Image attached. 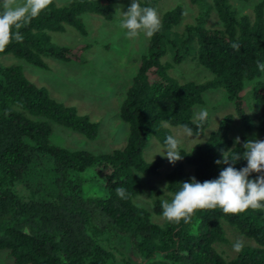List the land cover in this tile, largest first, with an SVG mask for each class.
Returning <instances> with one entry per match:
<instances>
[{
	"label": "trees",
	"instance_id": "obj_1",
	"mask_svg": "<svg viewBox=\"0 0 264 264\" xmlns=\"http://www.w3.org/2000/svg\"><path fill=\"white\" fill-rule=\"evenodd\" d=\"M118 1L69 0L61 6L52 2L21 27L23 41L13 40L0 54L10 53L41 68L45 53L61 61L77 59L82 46H53L45 31L70 26L84 35L81 13L109 19ZM158 1L139 3L157 10ZM190 2L197 3L199 11L181 33L172 29L182 16L179 5L159 16L161 30L148 38L146 53L118 108L119 119L128 127L125 144L110 152L92 154L52 144L46 120L90 139L97 133V124L52 99L43 87L27 80L19 66H0V250L13 264H264L262 210L237 215L219 208L198 210L188 223L164 218L158 225L135 202L141 191L139 175H155L161 164L159 158L142 159L147 138L154 135L166 147L170 133L162 122L187 125L195 135L201 134L208 120L198 129L199 121L190 117L192 107L203 103L207 89L221 88L242 129L252 128L258 133L253 140H264V71L257 67V62L264 64V0L252 5V17L235 15L230 0H211L210 5L205 0ZM210 8L220 28L202 26ZM165 45L171 57L163 62ZM187 57L205 68L210 78L195 82L172 76V64ZM255 78L259 79L251 85V97L261 112L251 125L240 92L245 80ZM232 116L225 114L202 144L180 148V165L164 174L168 192L175 194L193 177L201 183L217 179L228 166L216 163L222 161V152L243 153L248 136L239 135V143L228 137ZM182 163L192 167L190 176L183 172ZM233 166L239 170L247 161L240 159ZM87 170L96 181L92 185H85L81 174ZM256 176L252 173L249 178ZM117 188L125 189L124 198L117 195ZM161 205L155 195L151 211L162 214ZM222 222L252 243L232 257L220 255L213 245L224 241Z\"/></svg>",
	"mask_w": 264,
	"mask_h": 264
},
{
	"label": "rangeland",
	"instance_id": "obj_2",
	"mask_svg": "<svg viewBox=\"0 0 264 264\" xmlns=\"http://www.w3.org/2000/svg\"><path fill=\"white\" fill-rule=\"evenodd\" d=\"M69 0H53L57 6L64 5ZM209 5L211 0H205ZM257 0H230L235 15L246 14L252 17L251 8ZM23 3V0H18ZM131 0H119L113 6V12L109 19H104L98 14L84 12L80 18L85 34L81 35L74 28L66 26L63 31H45L49 43L53 46H66L79 49L77 59L61 61L45 53L41 55L44 68L25 62L10 53L0 54V66H19L23 75L31 83L43 87L48 95L64 105L72 107L76 113L85 116L88 120L97 124V133L93 138L65 128L51 120H46L50 127L49 141L52 144L69 148L81 149L92 154L106 153L113 149L121 148L126 141L127 124L118 117V108L124 97L125 90L131 82L140 57L146 53L148 37L141 33L136 38H128L125 31L120 28L122 13L126 12ZM3 0L0 1V7ZM179 5L182 16L179 22L172 27L173 31L181 33L186 23H194V18L199 11V5L190 0H159L157 13L160 16L163 11ZM264 18V12H263ZM202 26L208 28H220L221 23L217 19L212 8L209 9L207 18ZM169 39L174 40L169 32ZM194 41V37H192ZM165 52L161 61L165 62L171 57L169 45H165ZM169 73L180 81L193 80L200 82L210 78L209 72L195 63L192 58H185L178 63H173ZM259 78L245 80L240 92L242 106L249 115V122L254 124L260 115L261 106L251 97V85ZM203 103L192 107L191 120L197 119L201 109L209 112L208 123L203 132L189 138L179 126H170L162 122V126L181 141V147L189 150L196 144H202L211 131L217 127L219 120L225 114H232V121L228 130V137L234 141L239 135L246 134L249 140L255 139L258 133L251 128L244 131L234 113L233 104L226 99L221 88L207 89L202 93ZM163 147L158 139L151 135L141 149V157L145 161L155 158L161 160L158 173L155 175L141 174L139 181L141 191L135 197V202L150 212V220L161 225L164 217L151 211L152 201L155 195L163 201L171 202L175 194L166 190L164 174L172 170L180 161L169 163ZM184 173L190 176L192 167L186 163L181 164ZM85 178V185H92L96 181L92 178L91 171L81 173ZM99 185L100 183L97 182ZM264 216L262 210L261 216ZM224 241L217 242L213 246L223 257H232L236 254L233 245L242 240L243 244H251L248 238L240 235L234 228L222 222ZM0 264H13L5 251L0 250Z\"/></svg>",
	"mask_w": 264,
	"mask_h": 264
},
{
	"label": "clouds",
	"instance_id": "obj_3",
	"mask_svg": "<svg viewBox=\"0 0 264 264\" xmlns=\"http://www.w3.org/2000/svg\"><path fill=\"white\" fill-rule=\"evenodd\" d=\"M53 0H3V11L0 12V52L13 42L23 41L20 29L23 25L30 23L32 19L51 5ZM122 13L120 28L125 31L128 38H136L141 33L151 38L161 30L162 24L157 10L153 7H141L139 0H131L126 12ZM13 29L16 31L14 32ZM238 48V45H233ZM257 67L264 71V64L257 62ZM209 112L201 109L198 113L199 121L197 128H201L208 120ZM186 137H193V129L187 125L182 126ZM239 137L236 143H239ZM164 156L169 163H175L183 159L180 155L181 141L169 135L165 139ZM243 153H233L229 156L222 152V161L228 165L214 180L198 182L193 177L191 182L182 183L171 202H162V215L169 222L179 223L183 220L188 223L194 213L198 210L221 209L225 214L237 215L248 209L264 210V140H249L243 143ZM240 159L247 161V166L237 170L233 165ZM256 173L255 179L249 176ZM116 193L124 198L125 189L117 188ZM243 241L238 240L233 249L242 251Z\"/></svg>",
	"mask_w": 264,
	"mask_h": 264
}]
</instances>
